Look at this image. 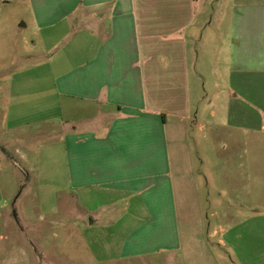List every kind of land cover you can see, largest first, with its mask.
I'll use <instances>...</instances> for the list:
<instances>
[{
  "label": "crops",
  "instance_id": "obj_1",
  "mask_svg": "<svg viewBox=\"0 0 264 264\" xmlns=\"http://www.w3.org/2000/svg\"><path fill=\"white\" fill-rule=\"evenodd\" d=\"M29 28L46 53L22 66L21 54L5 53L13 31ZM0 60L8 62L0 66V221L17 216L11 164L42 150L27 145V129L65 116L64 148L47 152H63L74 204L93 206L68 225L107 232L124 261L165 255L169 264L182 254L199 264L211 253L218 263L216 251L183 244L179 198L210 183L191 169L192 143L212 157L224 128L233 147L234 133L256 122L240 101L264 106V0H0ZM195 122L209 134L192 138ZM215 173L230 190L249 185L244 165ZM23 217L33 228L32 215ZM32 245L19 247L20 262L56 264L42 240ZM241 252L244 264H264L263 245Z\"/></svg>",
  "mask_w": 264,
  "mask_h": 264
},
{
  "label": "rangeland",
  "instance_id": "obj_2",
  "mask_svg": "<svg viewBox=\"0 0 264 264\" xmlns=\"http://www.w3.org/2000/svg\"><path fill=\"white\" fill-rule=\"evenodd\" d=\"M36 38L38 34L33 28L21 30L20 35L13 31L11 51H6V58L10 56L12 59L14 55L21 54L17 63L22 66L32 65L37 59L38 61L44 59L46 46L40 42L34 44ZM71 45L69 43L67 46ZM62 48L61 45L54 52H59ZM12 60L8 61L12 63ZM6 63L7 60H0V66ZM240 104L250 111L256 122L249 130L234 133L237 141L233 147L227 141V131L221 128L216 135V144L220 150L213 152L212 157L211 152L204 150L198 152V149L199 151L201 149L193 142L194 159L191 169L195 168L196 177H200L201 172L205 173L210 183L198 182L197 189L182 190L181 197H178L183 244L203 247L205 251H209L205 248L216 251L213 256L220 257L217 264H244L242 249L264 246V106L253 98L240 101ZM59 119L66 120L65 116L55 117L45 121L35 130L27 129L33 136V140L27 145H38V147L42 145L39 147L42 150L32 152L28 149L29 152H25L27 158L18 160V168L12 164L10 166V174L14 178L11 185L13 188L15 185L16 188L11 200L10 212L15 211L17 216L13 221H9L6 214V217L0 221V264H24L20 262L19 247L27 246L31 249L32 243H35L37 238L38 243L42 240L45 245L47 244V249L51 250V253L45 254L46 257L56 255L58 258L56 264H165L167 259L162 258L165 255H161L160 258L121 260L117 257L116 248L110 242V237L105 236L107 232L99 235L97 231H85L82 226L78 228L68 225L69 215L85 217L87 210L93 206L83 208L74 204L67 193L63 152H56L53 157L47 152L51 148H59V151L64 148L67 123H62ZM190 133L192 138L198 140L201 134L208 135L209 130L207 126L201 129L200 123L195 122ZM243 165L250 171V181L246 188L230 190L220 181L218 185L216 180L219 178L216 171L224 167L234 168ZM24 168L25 171H22ZM26 213L34 218L31 222L33 228L29 226L26 229L23 217ZM52 213H56V216L61 218L56 220L58 225H51L48 216ZM41 216L48 217L41 226L42 238L36 236L34 230L40 225L38 220ZM51 227L55 230H51ZM185 235L189 236L186 238ZM234 247H237L239 252H234ZM181 255L174 256L172 263L169 264H188L194 261ZM189 256H193V253ZM210 256L211 253H206L205 259L198 260V263L211 264L213 260L209 258ZM230 257H233V260L228 261Z\"/></svg>",
  "mask_w": 264,
  "mask_h": 264
},
{
  "label": "built area",
  "instance_id": "obj_3",
  "mask_svg": "<svg viewBox=\"0 0 264 264\" xmlns=\"http://www.w3.org/2000/svg\"><path fill=\"white\" fill-rule=\"evenodd\" d=\"M2 2H5V1H7V0H1Z\"/></svg>",
  "mask_w": 264,
  "mask_h": 264
}]
</instances>
